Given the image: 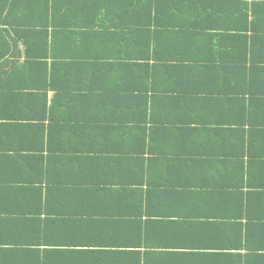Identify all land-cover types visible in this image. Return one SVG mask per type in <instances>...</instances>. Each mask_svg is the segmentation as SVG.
I'll return each instance as SVG.
<instances>
[{
	"label": "crops",
	"instance_id": "0c3cea01",
	"mask_svg": "<svg viewBox=\"0 0 264 264\" xmlns=\"http://www.w3.org/2000/svg\"><path fill=\"white\" fill-rule=\"evenodd\" d=\"M48 1L0 0V264H264V97L236 94L264 87L241 59L264 39L243 51V0L102 1L79 49L106 75L64 126L73 106L27 55L61 19Z\"/></svg>",
	"mask_w": 264,
	"mask_h": 264
},
{
	"label": "trees",
	"instance_id": "16d2710c",
	"mask_svg": "<svg viewBox=\"0 0 264 264\" xmlns=\"http://www.w3.org/2000/svg\"><path fill=\"white\" fill-rule=\"evenodd\" d=\"M97 1L98 0H56L55 3L60 6L59 13L61 14V19L58 22H50L49 26L45 25L44 30L39 32V34L45 35L44 43L41 46L44 51H41V47L34 49L32 46L27 54L28 57H33L31 58V63L35 65L36 71L51 75L48 88L51 87V91L55 92L56 98L60 97L66 99L65 103L67 104L64 106L65 109L68 105L73 106L69 111H71L75 118L73 117L70 119L64 117L59 121L62 126L65 124H76L78 121L79 107L81 108L82 104L85 105L84 100L90 101L93 96L90 91V86H86L85 82H80V80L96 79L95 77L97 76H95V72L106 75V70L102 67L104 66L103 64L107 63L104 59H110V57H106L108 54L98 55L91 53L92 48L90 49L89 46H86V49L85 47L79 49V45L81 44H91V38L87 36H102L104 34L103 32L108 28L107 24H105L101 28L103 32L93 31L94 26H90V23L87 22L93 11L97 10L96 6H99L104 0H100L98 3ZM48 2H50V0ZM242 2V7L237 8V14L241 18L240 23L242 27H238L237 31L239 33L238 36L242 38L244 43L243 51H246L248 45L253 46L255 35H259L264 39V0H252V2L243 0ZM119 4L124 7L122 2H119ZM102 6L98 8L93 16L102 13ZM138 9L139 8L136 6L132 7L131 13L137 12ZM51 15H53L52 12ZM23 34L26 35L24 31L18 30V36H23ZM121 55L122 53L113 57L115 61L109 65L117 66V61L120 59ZM150 56L149 52L146 51L143 55H139L140 61H135L137 67L140 69L141 67L145 68L144 73H147V68L153 66L151 65ZM240 58L237 57V59ZM241 59H243L244 64V76L252 75L254 73L253 71L258 69L259 76L262 78L264 77V59H261L263 60L261 61L252 59L246 55L242 56ZM248 60L252 63L249 67H247ZM132 65H134V62H131V65L127 66ZM119 72L122 78L125 79V75L127 74L126 69L121 68ZM251 79H248L247 83H249ZM142 81L147 83L150 81L148 74H146L145 78H142ZM175 90L176 89H172L171 92H175ZM92 91L95 94L93 97L94 99L97 97L98 93L94 88ZM112 92L113 90L111 93ZM121 92L122 97L131 96L136 92V86L127 83V86L123 87ZM236 94L242 96V101L246 105L248 97H250L249 101L254 97H264V87H260L259 93H255L251 91V88L247 85L241 92H237ZM110 95L105 96V99L111 97ZM189 98L187 99V97L182 96L178 97V100L184 102L189 100ZM187 102L188 101H186V103ZM228 121H230V118H228ZM50 127H54V124H51ZM56 127H58V125Z\"/></svg>",
	"mask_w": 264,
	"mask_h": 264
}]
</instances>
